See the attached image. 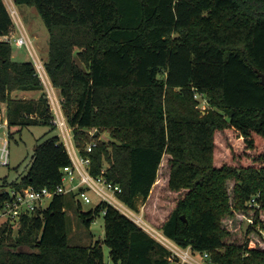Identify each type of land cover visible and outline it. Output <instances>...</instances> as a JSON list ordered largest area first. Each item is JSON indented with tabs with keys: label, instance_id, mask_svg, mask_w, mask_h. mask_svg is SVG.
I'll use <instances>...</instances> for the list:
<instances>
[{
	"label": "trees",
	"instance_id": "16d2710c",
	"mask_svg": "<svg viewBox=\"0 0 264 264\" xmlns=\"http://www.w3.org/2000/svg\"><path fill=\"white\" fill-rule=\"evenodd\" d=\"M13 2L35 6L48 30L44 66L59 89L75 142L90 158L91 173L103 169L106 179L120 185L118 197L138 211L168 153L166 185L179 195L161 218L146 211L145 219L179 245L206 251L210 264H264V237L256 230L257 224L264 229V84L257 72H264V0ZM12 23L0 0V35ZM34 89L40 90L37 98L12 94ZM195 92L203 93L206 107L196 106ZM1 102L8 127L56 128L34 64L13 60L10 41L3 38ZM91 126L97 133H86ZM102 129L115 139H97ZM222 132L257 149L259 162L215 165L216 135ZM92 139L97 142L86 151ZM69 162L52 132L35 143L20 178L4 177L0 191L28 184L53 187ZM233 175L231 206L225 180ZM256 193L260 205L253 208L243 239L228 240L222 217L248 211L245 202ZM66 204L65 194H54L45 208L22 215L16 232L9 221L0 223V264H106L103 243L113 264H173L166 246L103 201L86 211L77 204L87 228L104 209L103 238L70 244Z\"/></svg>",
	"mask_w": 264,
	"mask_h": 264
},
{
	"label": "rangeland",
	"instance_id": "374dc122",
	"mask_svg": "<svg viewBox=\"0 0 264 264\" xmlns=\"http://www.w3.org/2000/svg\"><path fill=\"white\" fill-rule=\"evenodd\" d=\"M8 9L11 8V5L16 10L21 22L23 23L25 29L29 33L32 42L33 48L36 54L44 61L47 57L48 50V30L38 13L35 6L27 5V4H16L13 0H4ZM14 24V23H13ZM13 36L18 35L19 31L16 29V26H13ZM10 46H11V58L15 61H32V55L28 48L25 45H16L13 38H10ZM16 92L15 94H13ZM40 93V90H14L12 94L17 97H35L37 98ZM198 99L196 106L200 108H204L207 105V101L203 93H195L194 96ZM0 104V115H5V103ZM9 130L10 134L7 133ZM86 133L91 134L96 130L95 126H91L86 128ZM52 132H58L55 128L52 131H49V126L46 124H35V125H27L20 128L17 124L10 125L7 124L0 125V136L6 137L8 139V150H9V160L7 164L0 163V188L1 184L4 181V177L9 180L19 179L20 176L26 171L27 167L30 163L31 154L33 151V147L36 142L42 140L44 137L49 136ZM230 133L222 132L218 133L216 136H219V143L217 146L215 145L214 153H213V161L216 163L215 165H220L221 163H227L230 165H239L245 163H251L255 161L259 162L260 159H257V149L252 150L248 148L242 138L235 140L230 138ZM83 141H85V136H83ZM102 141L110 142L114 138V134L110 132L109 129H102L98 134V138ZM220 142H225L227 146H222ZM232 156V161L230 162ZM169 154L165 153L160 168L158 170V179L155 182V185L152 188V192L149 198H147L144 202L140 203L138 201L139 210L138 213H141L142 217L145 219L146 211L150 216H153L156 219L161 218L166 210L173 205L175 199L179 195V191H172L166 185V175L168 173V159ZM255 159V160H254ZM235 176L228 177L225 180V185L227 192L229 194V202L231 203V198L235 191ZM89 194L92 198L90 202H81L80 210L86 211L89 208H94L95 204L100 201L99 196L94 194L92 191H89ZM65 199L67 204L65 206L67 212V234H68V242L70 244H89L96 238H103L104 228H103V213L100 210L91 223L90 227L87 228L83 225L78 217V207L76 198L72 194H65ZM51 197H46L43 200V204L49 203ZM245 206L248 211L242 212L240 211H232L227 212L221 219V226L230 232L227 239H233L235 241H239L243 239L245 230L248 227L249 222H251V213L253 208H258L259 206L249 205L247 201L245 202ZM137 212V211H136ZM241 219H240V217ZM146 220V219H145ZM5 221V217L0 216V223ZM148 221V220H147ZM149 222V221H148ZM12 226L15 227V231H17V227L19 223L17 221L10 222ZM149 224H153L152 222ZM153 226V225H152ZM257 229L259 233L264 237V229H261L257 224ZM157 228L156 226H154ZM158 229V228H157ZM252 230H250V233ZM255 231V230H254ZM251 235V234H250ZM103 258L106 264H113L110 255H109V247L103 243Z\"/></svg>",
	"mask_w": 264,
	"mask_h": 264
},
{
	"label": "built area",
	"instance_id": "2783aa9c",
	"mask_svg": "<svg viewBox=\"0 0 264 264\" xmlns=\"http://www.w3.org/2000/svg\"><path fill=\"white\" fill-rule=\"evenodd\" d=\"M8 10L14 24L12 23L11 30L4 35L3 39L10 41L12 37L16 45H25L30 51L33 58L32 63L36 68L48 98L49 107L52 112V121L56 126L60 140L67 150L70 162L60 168V180L53 187H35L28 184L25 186H6L2 188L0 191V216L5 217V220L9 222H18L23 214H30L37 208H45L49 204H43V200L46 197L52 198L54 194L58 193L72 194L76 198V201L81 204V202H90L92 200L89 194V191H92L99 196L100 201L98 202L103 201L112 205L166 246L170 250L168 259L173 264H210L208 262L209 255L206 251L194 250L190 245H179L164 235L160 229L149 224L142 217L141 213L136 212L135 209L122 201L118 197V193L121 191L120 185L106 179L102 174L103 169L97 175L91 173L89 169L90 158L88 155L81 153L74 139L73 128L69 125L66 115L63 112L59 89L50 81L44 66V61L36 54L32 39L21 22L16 10L12 5ZM14 25L19 31L16 36H13L15 31L13 30ZM1 124H7L5 115H0ZM96 142V139L88 141L84 149L89 151ZM8 160V139L0 136V163L7 164ZM257 195L258 193L251 195L247 203L249 205L259 206L260 203L257 201ZM103 212L104 209H102Z\"/></svg>",
	"mask_w": 264,
	"mask_h": 264
},
{
	"label": "water",
	"instance_id": "95a60500",
	"mask_svg": "<svg viewBox=\"0 0 264 264\" xmlns=\"http://www.w3.org/2000/svg\"><path fill=\"white\" fill-rule=\"evenodd\" d=\"M258 72V74L260 75V80H261V82L264 84V72H261V71H257ZM95 133H97V130H95L94 132H93V134H95ZM184 217V216H183ZM16 232V231H15Z\"/></svg>",
	"mask_w": 264,
	"mask_h": 264
},
{
	"label": "crops",
	"instance_id": "0c3cea01",
	"mask_svg": "<svg viewBox=\"0 0 264 264\" xmlns=\"http://www.w3.org/2000/svg\"><path fill=\"white\" fill-rule=\"evenodd\" d=\"M4 35H5V34L0 35V38H4ZM15 93H16V92H14V94H15ZM2 104H4V102H1V106L3 107Z\"/></svg>",
	"mask_w": 264,
	"mask_h": 264
}]
</instances>
